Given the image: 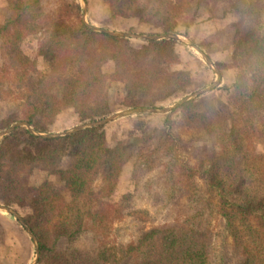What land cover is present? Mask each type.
<instances>
[{
  "label": "trees",
  "instance_id": "16d2710c",
  "mask_svg": "<svg viewBox=\"0 0 264 264\" xmlns=\"http://www.w3.org/2000/svg\"><path fill=\"white\" fill-rule=\"evenodd\" d=\"M104 1L109 19L132 18L151 27L152 34L178 31L185 15L195 26L234 15L219 30L229 37L230 61L216 63L220 71L235 69L232 84L176 108L189 127L211 141L213 151L206 152L207 159L197 169L181 160L175 149L179 137L169 117L157 130L158 146L148 151L139 148L143 135L110 139L104 125L46 137L21 125L0 140V203L25 208L24 220L38 241L39 264H211L216 260L228 264L230 256L214 251L208 229L196 222L204 209L222 218L238 257L236 264H264V172L256 167L257 151L250 154L255 148L253 135L264 136V0ZM217 6L221 8L218 14L214 12ZM0 9L11 12L0 21V38L11 45L24 33H32L43 13L42 0H0ZM142 40L135 45L131 37L95 31L81 19L75 24L58 14L39 48L47 67L38 77L39 86L19 77V88L25 87L21 97L30 107L28 124L47 133L59 113L68 108L77 122L101 120L117 108L110 94L112 82L122 85L121 108H158L170 99L187 96L190 71L171 67L182 62L181 43L172 38ZM8 68L1 67L5 72ZM204 101L207 107L195 106ZM135 115L143 121L154 114ZM17 121V113L10 112L0 119V130ZM165 144L168 147L159 154ZM136 151L141 154L134 162V185L155 169L166 170L168 185L159 200H174L173 187L178 184L174 171L179 166L192 192L185 204L177 205L173 221L145 228L126 244L111 245L105 239L115 217L146 213L140 208L125 212L130 209L131 195L116 206L111 199L122 166ZM62 158L70 159L68 165H61ZM33 163H42L49 174L57 175L68 200L47 181L28 183L21 172ZM196 175L203 189L194 182ZM4 219L0 214V234L5 232Z\"/></svg>",
  "mask_w": 264,
  "mask_h": 264
},
{
  "label": "rangeland",
  "instance_id": "374dc122",
  "mask_svg": "<svg viewBox=\"0 0 264 264\" xmlns=\"http://www.w3.org/2000/svg\"><path fill=\"white\" fill-rule=\"evenodd\" d=\"M42 7L43 13L37 20V28L32 33H24L21 40L17 41L14 45L6 42L4 37L0 38V119L7 117L10 112H16L18 121L27 122L26 119L30 113V107L21 97L25 87L21 86L22 88H19L18 85L21 84L19 77L22 75V82H30L35 88L39 86L38 77L47 70L45 61L40 56L39 48L41 43L48 38L51 22L58 14H61L75 24H78L79 19H81L96 28L116 32L152 34L153 31L148 25H141L132 18L109 19V7L104 0H42ZM220 11L221 8L219 6L214 9L216 14ZM10 14L9 9H0V21L2 20V16L8 17ZM233 18L234 15L228 14L225 19L215 23L211 22L203 26H195L190 25L189 16L185 15L180 22L181 25L178 31L172 32L184 35L198 46L221 75L220 82L210 87L216 80V74L198 52L186 44L181 43V59L183 60L181 67L183 68L180 65L171 67L190 71L192 81L187 95L210 87L209 90L200 93L199 95L201 96L219 87L232 84L235 69L230 68L220 71L216 63L219 61H230L231 46L229 37L221 34L219 30L229 25ZM131 41L135 45L143 43L141 38L136 37H132ZM13 60L16 63L15 67H12ZM4 65L10 66L8 72L1 69ZM121 93L122 85L118 82H112L110 94L112 100L116 102L115 108H117L103 119L129 109L118 107V103L121 100ZM184 97V95H181L177 98L170 99V101H166L164 105L158 108L170 107ZM198 97L197 95V97H193L190 100ZM207 100H213V98H208ZM195 106L197 108L207 107V101L196 102ZM176 108L168 112H152L154 115L149 120L140 121L139 119L142 117L132 114L133 116H130V119H126L123 116L107 121L101 125L106 126L105 130L110 139L119 138L126 140L133 135H143L144 140L139 143V148L141 151H148L158 146L159 141L156 138L158 135L157 130L162 127L163 121L169 117L172 131L179 137V140L175 144L176 153L181 160L186 161L192 168L197 169L200 162L203 159H207L206 152L213 151L214 146L209 139H205L200 131L196 128L189 127L184 120L183 114ZM80 124L83 123L75 121L74 111L68 108L59 113L57 121L52 126L53 129L45 134L62 133ZM5 129L0 130V132ZM251 144L255 148H252L254 150L250 154L255 153V150L257 151V155L259 154L258 159L255 158L257 159L256 167L259 170L258 172H264V136H258V133H255ZM166 147L168 145L165 144L159 150V154ZM138 154L141 153L138 151L134 152L130 160L122 166L111 199L113 205L116 206L119 203H126L125 199L128 195H131V198L127 200L130 204V209L125 212L131 211V208H140L145 210L146 213H137L134 215L124 213L119 217H115L108 225L106 232L107 237L105 240L111 245L126 244L136 239L138 234L145 228L161 226L173 221L178 211L177 205L185 204L188 194L192 192L189 182L179 169V166L175 167L174 171L178 181V184L173 187L176 193L174 200H169L168 198L159 200V196L166 191L168 185L166 170L155 169V171L144 176L139 184L134 185L131 176L134 162L138 160ZM69 162L70 159L62 158L61 165H68ZM21 174L27 179L30 185H39L43 181H47L52 187L60 191L66 200L69 199L68 193L60 183L57 175L49 174L44 164L33 163L25 167ZM194 182L199 185L200 189H203L202 179L198 175L194 177ZM95 185H100V179L95 181ZM201 193L203 194V192ZM177 201L181 202V204H176ZM212 202L216 204V200L213 197ZM9 207L24 219L25 208ZM0 214L9 218L2 220L1 223L5 232L0 234V264H29L32 257H34V248L30 236L11 214L4 210H0ZM196 222H199L200 226L208 229L210 242L212 243L214 251H225L230 256L228 264H236L238 257L232 246L231 238L223 228L222 218L216 212H209L204 209V214ZM60 243L62 247H65V241L62 240ZM211 264L220 263L216 260Z\"/></svg>",
  "mask_w": 264,
  "mask_h": 264
},
{
  "label": "water",
  "instance_id": "95a60500",
  "mask_svg": "<svg viewBox=\"0 0 264 264\" xmlns=\"http://www.w3.org/2000/svg\"><path fill=\"white\" fill-rule=\"evenodd\" d=\"M84 24H86L88 27L94 29L95 31H101V32H107L113 35H118V36H125V37H136V38H141V39H164V38H172L175 39L181 43L186 44L187 46L193 48L196 52H198L202 58H204V60L206 61L207 65L213 70V72L216 74V80L214 82V84H212L213 87L215 86V84H218L220 82L221 79V75L220 73L213 67L211 61L209 60V58L204 54V52L198 47L196 46L193 42H191L187 37H185L182 34H177V33H172V32H168V33H164V34H133V33H127V32H116V31H111V30H107V29H102V28H96L90 24H88L85 20H83ZM209 88L203 89V90H199L194 92L193 94H189L187 96H185L184 98H182L181 100H179L178 102H176L174 105L170 106V107H166V108H135V109H127L124 110L122 112L113 114L105 119H101V120H97V121H91V122H86L83 124H80L78 126H75L69 130H66L62 133H56V134H45V133H40L37 132L35 130L32 129V127L28 124V122L25 121H17L13 124H11L8 128H6L4 131L0 132V139L6 135L7 133H9L10 131H12L15 127L17 126H25L26 128L29 129V131L31 133H33L34 135L37 136H62V135H66L69 134L73 131H76L78 129H82V128H86V127H90V126H96V125H101L104 124L107 121L113 120L115 118H119V117H123V116H127V115H132V114H136L138 112H168L170 110H172L173 108H176L178 106H180L182 103L192 99L193 97H196L197 95H199L200 93L209 90ZM0 210H4L6 212H8L9 214H11L14 218H16V220L19 221V223L21 224V226L24 228V230L26 231V233L30 236L33 245H34V251H35V255L33 258V261L31 262V264H36L38 262L39 259V249H38V241L36 236L32 233V231L30 230L29 226L27 225V223L25 222V220L19 216L11 207L9 206H5V205H1L0 204Z\"/></svg>",
  "mask_w": 264,
  "mask_h": 264
},
{
  "label": "crops",
  "instance_id": "0c3cea01",
  "mask_svg": "<svg viewBox=\"0 0 264 264\" xmlns=\"http://www.w3.org/2000/svg\"><path fill=\"white\" fill-rule=\"evenodd\" d=\"M178 42H179V41H178ZM180 43H181V42H180ZM182 62H183V60H182ZM182 62H181V64H182ZM181 64H180V67H181ZM181 68H183V67H181ZM1 215H2V214H1ZM3 217H4L5 219H9V218H6L7 216H6V217L3 216ZM15 220H16V219H15ZM31 241H32V240H31ZM32 244H33V242H32ZM33 248H34V245H33ZM33 253H34V254H33V256H34V255H35V251H34V249H33ZM33 258H34V257H32L31 262L33 261ZM31 262H30L29 264H31ZM36 264H39V262H37Z\"/></svg>",
  "mask_w": 264,
  "mask_h": 264
}]
</instances>
